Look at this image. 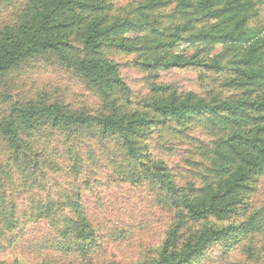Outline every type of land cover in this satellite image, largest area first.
I'll return each mask as SVG.
<instances>
[{"label":"trees","instance_id":"1","mask_svg":"<svg viewBox=\"0 0 264 264\" xmlns=\"http://www.w3.org/2000/svg\"><path fill=\"white\" fill-rule=\"evenodd\" d=\"M261 13L264 0H0V264H121L102 243L127 234L102 235L84 201L100 169L158 213L155 245L127 264H264ZM35 69L93 103L19 98ZM182 69L199 92L158 82Z\"/></svg>","mask_w":264,"mask_h":264},{"label":"rangeland","instance_id":"2","mask_svg":"<svg viewBox=\"0 0 264 264\" xmlns=\"http://www.w3.org/2000/svg\"><path fill=\"white\" fill-rule=\"evenodd\" d=\"M260 26L264 27V13H261ZM131 60L132 57H128L116 61L129 63ZM120 71L122 78L132 91L142 96L147 93L146 82L148 79L145 75L140 74L129 65L121 67ZM198 73L191 69L167 71L160 74L158 82L171 85L180 92L197 93L199 92ZM17 83L20 90L19 98H22L23 94L33 98L39 92H45L50 98L53 97L52 99H66V101L72 102L75 98L81 97L85 102L93 103V98L80 83L65 73L61 75L48 72L46 69H35L19 78ZM107 173L109 170H98L95 180L90 181V187L83 186V189L85 188L84 201L93 217L94 225L98 227L102 235H107L110 232L113 234L118 230L127 234L126 239L121 243L113 244V240L105 238L109 243L107 241L102 243V259L127 264L129 261L139 258L147 248L155 245L161 225L156 222L158 213L148 203L146 193L110 182ZM19 196L25 201L23 194H19ZM26 247L27 244L16 247L19 250L17 254L19 255L20 251L25 252ZM9 252L7 251L6 259L11 257ZM3 257V254L0 253V258L5 259ZM215 264L224 263L216 260Z\"/></svg>","mask_w":264,"mask_h":264}]
</instances>
